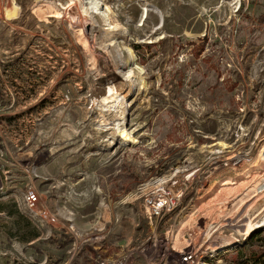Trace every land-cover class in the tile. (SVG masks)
<instances>
[{
	"label": "rangeland",
	"instance_id": "374dc122",
	"mask_svg": "<svg viewBox=\"0 0 264 264\" xmlns=\"http://www.w3.org/2000/svg\"><path fill=\"white\" fill-rule=\"evenodd\" d=\"M87 1L0 0V264H230L264 228V0Z\"/></svg>",
	"mask_w": 264,
	"mask_h": 264
},
{
	"label": "bare ground",
	"instance_id": "6f19581e",
	"mask_svg": "<svg viewBox=\"0 0 264 264\" xmlns=\"http://www.w3.org/2000/svg\"><path fill=\"white\" fill-rule=\"evenodd\" d=\"M102 9L103 8L101 7V0H88L87 2H85L82 5L81 10H79V11H83L88 16L90 22L95 23V19H98V17L100 15L104 14V15L108 16L107 9L105 8L104 11ZM94 41L96 42V40H94ZM83 43H84L83 45L85 47H87V40L85 38L83 40ZM98 106H99V109H100V121L103 123L106 120V118H105L106 115H111L110 117L113 118V119H115L117 117H121V115L123 116V114L125 113V108H126L127 104L124 101H117L115 104H113L111 106V105H108V103H103L102 101H100ZM117 126L115 125L114 127L118 131V127ZM256 228H258V227H256ZM256 228H254V227H247V228H245L244 231L241 232V233H243L242 239L247 238V236L250 235V233L252 231H254ZM236 242H238V240L237 239H233V240L229 241L228 243H226L224 246H221L220 248H226V247H228V246H230V245H232V244H234Z\"/></svg>",
	"mask_w": 264,
	"mask_h": 264
},
{
	"label": "trees",
	"instance_id": "16d2710c",
	"mask_svg": "<svg viewBox=\"0 0 264 264\" xmlns=\"http://www.w3.org/2000/svg\"><path fill=\"white\" fill-rule=\"evenodd\" d=\"M223 258L230 264H264V228L252 231Z\"/></svg>",
	"mask_w": 264,
	"mask_h": 264
},
{
	"label": "built area",
	"instance_id": "2783aa9c",
	"mask_svg": "<svg viewBox=\"0 0 264 264\" xmlns=\"http://www.w3.org/2000/svg\"><path fill=\"white\" fill-rule=\"evenodd\" d=\"M24 203L28 210L33 211L37 209L39 203V196L37 191L34 189L27 190L24 194ZM144 206L148 212L149 218H159L164 212H167L173 206V200L170 198L169 194L165 196L149 197L145 198ZM184 262H193L194 259L191 254H186L182 256ZM97 264H122L119 260L114 259H103L97 262Z\"/></svg>",
	"mask_w": 264,
	"mask_h": 264
},
{
	"label": "crops",
	"instance_id": "0c3cea01",
	"mask_svg": "<svg viewBox=\"0 0 264 264\" xmlns=\"http://www.w3.org/2000/svg\"><path fill=\"white\" fill-rule=\"evenodd\" d=\"M15 212L16 211H13V212H9V210L7 211L5 208H2L1 210H0V217L4 220V221H13V219L11 218L12 216V214H15ZM27 233V232H26ZM10 236V233H8V237ZM34 238H36L35 236H34ZM29 243H27V244H30V243H32V241H28Z\"/></svg>",
	"mask_w": 264,
	"mask_h": 264
},
{
	"label": "water",
	"instance_id": "95a60500",
	"mask_svg": "<svg viewBox=\"0 0 264 264\" xmlns=\"http://www.w3.org/2000/svg\"><path fill=\"white\" fill-rule=\"evenodd\" d=\"M256 229H259V228H256Z\"/></svg>",
	"mask_w": 264,
	"mask_h": 264
}]
</instances>
